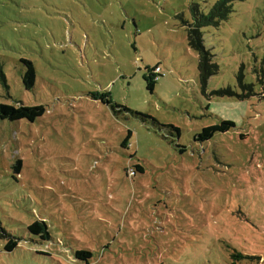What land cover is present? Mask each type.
<instances>
[{
  "label": "rangeland",
  "instance_id": "374dc122",
  "mask_svg": "<svg viewBox=\"0 0 264 264\" xmlns=\"http://www.w3.org/2000/svg\"><path fill=\"white\" fill-rule=\"evenodd\" d=\"M215 1L0 0V103L46 107L0 119V220L23 237L11 252L0 238V264H264V0L203 29L220 66L203 86L186 23ZM222 120L236 126L196 138ZM36 220L55 254L29 240Z\"/></svg>",
  "mask_w": 264,
  "mask_h": 264
},
{
  "label": "trees",
  "instance_id": "16d2710c",
  "mask_svg": "<svg viewBox=\"0 0 264 264\" xmlns=\"http://www.w3.org/2000/svg\"><path fill=\"white\" fill-rule=\"evenodd\" d=\"M236 1L243 0H216L211 6L208 12L201 10L199 3H193L190 7L193 14V21L191 23H186L188 25V42L192 49H194L199 56L198 68L200 74V80L203 86H206L209 79L217 74L220 71L219 64L214 60L215 54L210 48H208L204 41V32L203 29L207 26L219 27L224 21L228 20L231 14L234 12V4ZM23 62L26 64V69L23 73V84L26 89H32L36 83V67L34 62L30 59H23ZM157 68H161L160 65L154 67L147 66L146 72L144 74V79L146 80L147 88L151 91H154L157 80L160 76L163 75L162 72L157 71ZM239 79L242 78V73L239 75ZM0 77L3 82L7 85L6 75L3 70L0 69ZM243 84V83H242ZM249 88L253 87V84H244ZM96 99H101L104 103L108 104L113 112L122 113L123 111H128L136 114L137 116L142 115L147 117V114H141L133 109H130L127 106L121 105L114 101L109 91H101L93 93ZM46 112V107L43 104L39 105H27L23 102L17 103H0V119L17 121L26 119L31 122H34L38 117L44 115ZM236 126V123L233 120H222L220 123L205 127L200 134L196 135V138H201L202 140H208L212 138L217 132H226L231 130ZM173 130L179 131V128L172 127ZM129 135H132V132H129ZM125 144V143H123ZM23 162L21 159L17 160L14 164L15 172H21ZM136 171H143L141 165H136V169L132 170V174H136ZM2 232H5L7 235H3ZM27 232L31 234L29 240L34 241V235L40 238V241H46L50 244V251L52 254H55L53 245L54 237L52 236L47 222L36 220L31 224L27 225ZM0 238L6 239L7 242L4 243V249L8 252L13 251L18 247L23 241L22 236H18L17 233L12 232L4 227L0 220ZM52 242V245H51ZM60 251V250H56ZM76 258L87 263L90 262L94 256L93 251L89 249H79L75 251ZM240 259L245 258L246 255L238 253ZM235 263V262H234Z\"/></svg>",
  "mask_w": 264,
  "mask_h": 264
},
{
  "label": "built area",
  "instance_id": "2783aa9c",
  "mask_svg": "<svg viewBox=\"0 0 264 264\" xmlns=\"http://www.w3.org/2000/svg\"><path fill=\"white\" fill-rule=\"evenodd\" d=\"M157 71L162 72V70L160 68H157Z\"/></svg>",
  "mask_w": 264,
  "mask_h": 264
}]
</instances>
